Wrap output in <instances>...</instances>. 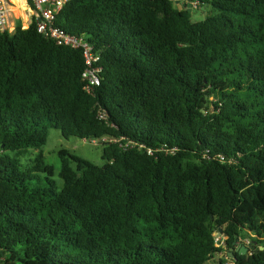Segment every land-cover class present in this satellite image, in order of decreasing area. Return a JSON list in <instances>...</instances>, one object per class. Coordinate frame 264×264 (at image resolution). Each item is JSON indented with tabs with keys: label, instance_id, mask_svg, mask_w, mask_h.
Instances as JSON below:
<instances>
[{
	"label": "trees",
	"instance_id": "1",
	"mask_svg": "<svg viewBox=\"0 0 264 264\" xmlns=\"http://www.w3.org/2000/svg\"><path fill=\"white\" fill-rule=\"evenodd\" d=\"M15 16L0 264H223L240 239L253 249L228 258L264 264V0H68L54 26L99 57L91 91L81 47ZM50 128L95 140L104 163L60 148L56 181Z\"/></svg>",
	"mask_w": 264,
	"mask_h": 264
},
{
	"label": "built area",
	"instance_id": "2",
	"mask_svg": "<svg viewBox=\"0 0 264 264\" xmlns=\"http://www.w3.org/2000/svg\"><path fill=\"white\" fill-rule=\"evenodd\" d=\"M31 6L28 8L31 18L36 21L37 31L45 34L58 42L81 47L83 55L85 57L86 68L83 70L82 77L85 81L86 91L99 84V78L97 75L98 68L94 67V63L99 57L92 52L91 47L80 39L61 33L57 27L54 26L55 15L61 10L68 0H27ZM12 4L10 0H0V28L5 30L12 15ZM30 20L29 22H31ZM83 141H87L83 139ZM95 143V140H91ZM223 264H234L233 259L226 257Z\"/></svg>",
	"mask_w": 264,
	"mask_h": 264
},
{
	"label": "rangeland",
	"instance_id": "3",
	"mask_svg": "<svg viewBox=\"0 0 264 264\" xmlns=\"http://www.w3.org/2000/svg\"><path fill=\"white\" fill-rule=\"evenodd\" d=\"M12 4V3H11ZM14 10L12 12L10 23L6 30L9 32L14 31L15 25H16V16L19 15L21 19V24L25 27L30 23L29 21L32 20L28 8H30V4L27 0H15ZM205 10H194L192 12V17L194 20L202 19L205 15ZM24 27V28H25ZM60 148L67 149L70 153L78 155L80 157H83L89 161H91L94 164L101 165L104 163V160L102 159V149L99 145H96L95 143H92L90 141H83L81 139L77 138H68L65 139L61 136L60 131L54 128L49 129L48 137L46 140V143L42 146L41 150L43 152V155L45 157L46 163L52 164L55 168V175L54 178L56 181L60 182V178L58 176V171L60 168V159L58 156V151ZM35 151L28 150L26 157H34ZM23 158V159H25ZM238 243H243L249 246V243L245 239H240ZM248 252V250H246ZM224 257L226 259L227 251L224 253ZM208 264H219L215 260H210Z\"/></svg>",
	"mask_w": 264,
	"mask_h": 264
},
{
	"label": "water",
	"instance_id": "4",
	"mask_svg": "<svg viewBox=\"0 0 264 264\" xmlns=\"http://www.w3.org/2000/svg\"><path fill=\"white\" fill-rule=\"evenodd\" d=\"M261 248H263V247H261ZM252 249H253L252 246H247L246 244L238 243V241H234L233 246H231L227 250V256L234 258V252H237L238 254H245L246 250H252ZM219 256L222 257L223 253H221ZM217 259H219V258H217Z\"/></svg>",
	"mask_w": 264,
	"mask_h": 264
},
{
	"label": "crops",
	"instance_id": "5",
	"mask_svg": "<svg viewBox=\"0 0 264 264\" xmlns=\"http://www.w3.org/2000/svg\"><path fill=\"white\" fill-rule=\"evenodd\" d=\"M19 1H21V0H19ZM14 10V6H12V11ZM212 260V259H211ZM214 260L216 261V262H218V259H217V257L216 258H214Z\"/></svg>",
	"mask_w": 264,
	"mask_h": 264
}]
</instances>
